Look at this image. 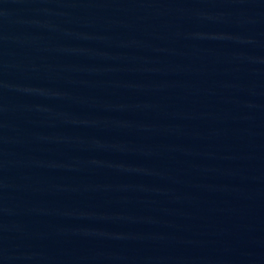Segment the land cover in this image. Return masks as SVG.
Listing matches in <instances>:
<instances>
[{
  "label": "water",
  "instance_id": "water-1",
  "mask_svg": "<svg viewBox=\"0 0 264 264\" xmlns=\"http://www.w3.org/2000/svg\"><path fill=\"white\" fill-rule=\"evenodd\" d=\"M264 176V0H0V192Z\"/></svg>",
  "mask_w": 264,
  "mask_h": 264
}]
</instances>
